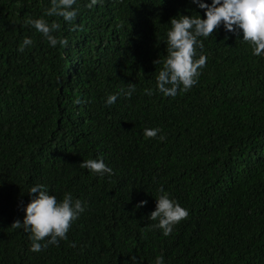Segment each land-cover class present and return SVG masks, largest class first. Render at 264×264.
<instances>
[{
  "label": "trees",
  "instance_id": "trees-1",
  "mask_svg": "<svg viewBox=\"0 0 264 264\" xmlns=\"http://www.w3.org/2000/svg\"><path fill=\"white\" fill-rule=\"evenodd\" d=\"M86 2L74 5L76 30L46 17L68 40L51 47L25 22L45 15L49 0H0V264H153L157 255L264 264V56L221 26L200 38L198 82L165 97L153 61L166 56L169 21L204 10L191 0ZM25 36L33 44L20 52ZM128 82L133 95L106 105ZM145 127L165 139L145 138ZM100 155L111 176L80 167ZM36 183L88 202L67 239L38 252L11 226L23 222ZM160 185L189 212L168 236L148 217Z\"/></svg>",
  "mask_w": 264,
  "mask_h": 264
},
{
  "label": "clouds",
  "instance_id": "clouds-1",
  "mask_svg": "<svg viewBox=\"0 0 264 264\" xmlns=\"http://www.w3.org/2000/svg\"><path fill=\"white\" fill-rule=\"evenodd\" d=\"M100 2L101 0H87L85 7L92 8ZM191 3L204 10L203 16L178 13L172 17L166 31V56H159L153 61L155 65H162L155 77V92L162 93L165 97L176 96L178 91L186 92L198 82L207 62V55L202 51L204 42L200 38H208L221 26L225 32L242 36L240 39L251 46L253 56H264V0H191ZM49 4L45 15L29 17L25 22L39 32L51 47L58 44L66 46L67 38L57 34L60 24L55 19L49 21L46 17H62L72 30H76L80 26L71 22L77 19L78 7H74L77 0H49ZM32 44L33 39L25 36L18 51L22 52ZM135 91V83L128 82L126 88L121 87L109 93L104 102L106 105H113L118 97H131ZM143 91L148 96L154 94L152 88H145ZM142 131L145 138L165 139L159 127H145ZM80 167L100 176H111L114 171L105 162L103 155L83 159ZM28 192L32 195L30 202L23 206V222L17 219L11 226L22 227L24 232L29 233L32 251H41L50 244L58 245L60 240L67 239L72 222L88 207L87 200L73 197L71 192H65L62 198H58L43 183L33 184ZM157 193L155 208L148 217L156 221L153 227L159 228L162 235L168 236L189 212L163 185L158 187ZM146 203L147 201L141 200L136 207ZM130 264H137L136 256L131 257ZM153 264H165V258L157 255Z\"/></svg>",
  "mask_w": 264,
  "mask_h": 264
}]
</instances>
